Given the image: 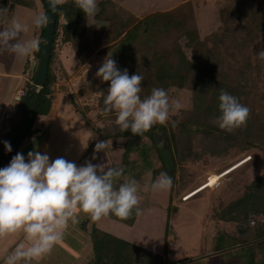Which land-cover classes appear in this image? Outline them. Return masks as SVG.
<instances>
[{
	"label": "rangeland",
	"instance_id": "374dc122",
	"mask_svg": "<svg viewBox=\"0 0 264 264\" xmlns=\"http://www.w3.org/2000/svg\"><path fill=\"white\" fill-rule=\"evenodd\" d=\"M239 1L123 0L119 4L132 14L136 21L150 14L171 11L184 4L190 5L201 40L211 33L224 35L225 38L222 44L217 47V51L222 61L223 70L228 76L236 78L238 69L249 58L252 66V69L249 70V77L252 83L246 88L249 94L243 104L250 110L253 108L255 115L264 117V59L257 56L260 50H264V10H259L257 3L254 6H250V4L240 6L229 25L223 24L220 20L221 10L225 6L235 5ZM22 7L20 5L12 6L4 14L5 16L0 22V29L9 26L13 19L20 21L27 10ZM255 11H257L256 14ZM28 21H32V19L29 18ZM88 23L91 33L93 25L97 24L94 16L89 17ZM180 44L183 46V42ZM62 45L65 44H62L61 38H57L52 67L59 80L63 78L57 56L58 51L64 50ZM70 48L68 49L71 50ZM183 50L189 58L192 57L190 49L183 47ZM95 56L100 58L89 62L87 70H93L107 57L106 55ZM75 76L74 78L77 79H74L73 85H70L73 92L70 94L71 100L78 110L82 109L84 114L87 112L85 115L82 114L84 117H92L94 122L88 118L89 121L95 125L94 129L98 130L96 131L98 135H103L109 125L116 126L114 122L116 117L114 115L102 117L98 106L100 94L94 90L96 84L93 72L92 75L87 72L84 74L79 72ZM79 91L82 92L81 96ZM167 91L170 98L181 101L183 110L193 108V95L190 90L170 87ZM78 99H82L80 103L85 104H76L75 101ZM91 109L95 110L96 114L90 113ZM167 123L162 125L165 127L164 130L155 129L153 132L155 140L160 142L162 148L170 149L172 143L168 139L170 132L166 129ZM116 127L113 132L120 131ZM261 135H264V132ZM97 138V141H100V137ZM108 141L111 142L108 148L104 152H99L100 163H107L109 167L122 168L125 176L135 178L140 182L139 206L143 209V215L138 216L132 227L104 218L99 222V229L143 249L163 255L167 264H264V240L254 246L246 245L240 243L241 241L235 235L237 226L243 221L245 222L246 216H254L258 211L247 210V203L244 200L240 201L242 195L248 193L246 191L248 185L254 180H258L260 187L258 194H255L258 196V199L254 201L257 204L253 206L258 208L259 204L260 209H264V181L261 177L264 170L258 166V160L264 158V149L260 153L256 149V146L262 148L260 144L254 142L255 148L244 153L246 154L245 159L241 162L249 160L246 163L248 166L243 168L245 165L242 164L245 162L242 163V166L240 165L242 168L239 166L238 170L224 176L215 187L206 188L191 199L184 200L183 197L202 187L212 173L220 174L222 167L224 169L222 172H226L238 164L237 161L240 160L239 157L242 153L237 154L231 150L225 156L226 159L222 156L223 160H221L214 155L211 156L213 145H210V149L203 158L186 160L188 153L193 155L196 151L200 153L204 149V145L200 146L193 138L190 147H184L181 151V155L185 159H179L178 154L175 156L176 165L172 187L167 191L154 193L151 191L153 181L149 173L151 169L158 168L160 163L152 142L144 136L133 137L124 142L119 138L108 139ZM232 159L235 162L228 164ZM224 166L226 167L224 168ZM122 182V179L117 181V186ZM237 201H239L238 206H235L234 209L229 208V203H237ZM263 216L264 211H258V217L262 218ZM262 235L263 233L258 232V238L252 242L263 239L264 235L261 237Z\"/></svg>",
	"mask_w": 264,
	"mask_h": 264
},
{
	"label": "trees",
	"instance_id": "16d2710c",
	"mask_svg": "<svg viewBox=\"0 0 264 264\" xmlns=\"http://www.w3.org/2000/svg\"><path fill=\"white\" fill-rule=\"evenodd\" d=\"M34 1L0 0V22L12 6L32 7ZM38 1L44 9V14L49 18L46 5L41 0ZM122 1H97L98 11L94 16L97 24L93 25L91 33L89 32V17H85V14L76 6L74 0H64L62 5L55 7L57 20L45 84L41 88L31 89L28 103V129L20 145L25 138L34 133L32 125L35 118L40 115H47L51 110L54 85L59 79L52 67L54 46L57 38H61L62 44L71 45L80 63L88 61L93 55L108 56L110 54L121 71L127 69L130 76L137 73L142 75L144 77L142 98L150 95L152 88L167 90L170 87H176L192 92L193 108L191 110H179L173 117H170L166 126V129H168L170 125L173 131V137L171 138L170 135L168 137L172 143V148L169 147L172 160L170 170L165 168L153 137L155 129H165L160 124L154 125L143 135H133L131 131L122 132L119 127H116L117 125L115 127L120 131L113 132L115 127L109 125L103 135H97L101 140L119 138L123 142L137 136H144L149 139L157 152L160 163L158 168L156 167L150 171L152 181L161 172H166L173 178L176 165L175 156L178 154L179 159H185L181 155V151L184 147H190L193 138L197 140V144H200V146L204 145V149L200 153L196 151L193 155L188 153L186 160L203 158L210 149V145H213L211 156L214 155L218 159H221L222 156L226 159L225 156L231 150L237 154L241 152L240 160L237 159L239 160L238 163L245 159V152L255 148L254 142L262 146V148L256 146L260 153L264 149V135H261L264 132V117H259L258 114L255 115L253 108H251L247 123L233 129L231 132L221 130L215 119L220 115L218 97L221 89L237 97L241 104L247 100H244L249 94L246 88L252 83L249 77V70L252 69L249 58L238 69L236 78H232L224 72L217 51V47L222 44L225 38L224 35L211 33L201 40L190 5L184 4L171 11L150 14L136 21L132 14L120 6L119 3ZM255 3L259 4V10H264V0H240L235 5L225 6L220 12L221 22L229 25L240 6L249 4L254 6ZM254 13L256 14L257 11ZM45 29L46 26L39 28L38 32L39 49L34 52L37 62L39 61ZM259 29H261L260 26ZM180 42H183V46ZM183 47L190 49L191 58L186 55ZM102 64L93 69V79L96 84L94 90L100 94L98 106L103 117L115 116L114 112L108 115L103 112L104 94H107L110 82H103L96 77V72ZM29 86L30 84L27 85L26 90ZM21 100H23V97ZM72 104L77 111L78 108L73 101ZM253 114L254 116H251ZM20 122L21 117L12 127H9L8 123L3 124L0 132V155L5 149L4 142H9L18 129ZM229 161L228 164L235 162L233 159ZM247 162L242 164L245 165L243 168L248 166ZM258 166L264 170V158L258 160ZM222 171H224L223 167L220 173ZM261 175L264 181V171ZM259 187L258 180H254L248 185V190H246L248 193L240 198V201L244 200L247 203V210L264 211V209H260L259 204L258 208L253 206L257 204L254 201L258 199L256 195ZM238 203L239 201L229 203L228 206L234 209L235 206H238ZM258 203H260V200H258ZM258 211L254 216H246L245 222L243 221L237 226L235 235L241 241L240 243H250L252 240L257 239L258 232L264 235V216L259 218ZM137 218L138 216L133 212L127 219L114 215H110L105 219L126 226H133ZM91 236L96 246V260L93 264H167L163 255L143 249L96 227L91 230ZM257 243L259 241L251 243V245L254 246Z\"/></svg>",
	"mask_w": 264,
	"mask_h": 264
},
{
	"label": "clouds",
	"instance_id": "9594fccd",
	"mask_svg": "<svg viewBox=\"0 0 264 264\" xmlns=\"http://www.w3.org/2000/svg\"><path fill=\"white\" fill-rule=\"evenodd\" d=\"M74 2L85 17H93L98 11L97 0ZM63 3L64 0H50L53 7ZM33 22L36 28H42L49 20L41 12ZM27 31L25 24L13 19L8 27L0 30V50H7L18 59L38 51V40L21 38ZM257 56L264 59V50ZM96 77L110 82L104 94L103 112L115 113L114 122L122 132L143 135L154 125L167 123L183 107L164 88H152L151 94L142 98L144 77L139 73L130 76L127 69L121 71L110 54ZM218 99L220 115L215 119L221 130L231 132L247 123L251 110L237 97L221 89ZM110 143L98 141L95 152H104ZM4 146L8 152L12 151L8 141ZM121 179L123 182L117 186L116 182ZM172 185V177L161 172L152 182L151 191H167ZM140 189L137 179L125 176L122 168L109 167L107 163L86 161L78 167L63 157L50 161L47 153L38 150L30 151L27 161L22 153H17L7 167L0 168V238L14 234H22L23 238L5 256L3 264L38 261L63 239L70 223L79 222L81 212L93 221L110 215L127 219L133 212L136 216L143 215L139 206Z\"/></svg>",
	"mask_w": 264,
	"mask_h": 264
},
{
	"label": "crops",
	"instance_id": "0c3cea01",
	"mask_svg": "<svg viewBox=\"0 0 264 264\" xmlns=\"http://www.w3.org/2000/svg\"><path fill=\"white\" fill-rule=\"evenodd\" d=\"M22 8L27 10L23 15L24 19L22 16L20 22L28 27V31L22 33L21 38L23 40H38L39 28L35 27L33 21L37 14L44 13V9L38 0H35L32 7L23 6ZM29 18L32 21H28ZM62 46L64 50L58 51L57 60L63 79H58L54 85L51 110L47 115L35 118L32 125L34 133L24 139L13 157L17 153H22L27 161L28 153L38 150L42 154L47 153L50 161L63 157L74 162L78 167L83 166L86 161L99 164L100 154L95 152L98 142L96 131L98 130L94 129L95 125L91 123L94 122L92 117H84L82 109L76 111L70 96L73 93L70 85H73V80L77 79L74 77L79 72L83 74L87 72L92 75L93 70H91L92 72L87 70V64L100 57L93 55L89 61L80 63L70 45ZM37 65L34 53L18 59L7 50H0V132L4 123H8V126L12 127L19 121L22 100L16 101L14 97L17 93L26 91L27 85L33 80ZM81 100L78 99L75 103L85 104L80 103ZM90 113L96 114V111L91 109ZM95 121H97L96 118ZM94 155L96 156L95 160L92 159ZM12 158L5 167L10 164ZM99 222L91 220L88 215L81 212L79 222L70 223L65 229L63 239L53 247L50 253L38 261H34L33 264H93L96 260V246L91 236V230L93 227L99 229ZM22 238V234L0 238V264H3L5 256L15 248Z\"/></svg>",
	"mask_w": 264,
	"mask_h": 264
},
{
	"label": "water",
	"instance_id": "95a60500",
	"mask_svg": "<svg viewBox=\"0 0 264 264\" xmlns=\"http://www.w3.org/2000/svg\"><path fill=\"white\" fill-rule=\"evenodd\" d=\"M41 1L46 5L47 12L49 14V18H48L49 23L46 25L45 36L43 39L36 72L34 74L32 82L30 83L29 88L25 91L24 96H23L20 125L18 129L16 130V132L11 137V139L9 140L12 151L8 152L6 149H4V151L1 153L0 168H4L5 165L9 162V160L13 157L22 139L25 137L27 133L28 122H29L28 103H29V98L31 94V89L43 87V85L45 84L46 76H47L48 63H49V58L51 54V46H52V42L54 39V30H55V24L57 20V13H56L55 7H53L50 4V0H41ZM79 94L82 95V92L79 91ZM168 129L170 132V137L172 138L173 134H172V129L170 125ZM154 140H155V137H154ZM155 143H156L159 155L163 161L165 168L167 170H170L172 166L170 150L167 148H162V146L160 145V142H158L157 140H155ZM261 240H264V238L259 239L258 241H261ZM255 242L257 241H253L247 244H251Z\"/></svg>",
	"mask_w": 264,
	"mask_h": 264
},
{
	"label": "bare ground",
	"instance_id": "6f19581e",
	"mask_svg": "<svg viewBox=\"0 0 264 264\" xmlns=\"http://www.w3.org/2000/svg\"><path fill=\"white\" fill-rule=\"evenodd\" d=\"M245 162V161H244ZM244 162H240L238 164H236L234 167H232L231 169L226 170V172H222L220 174H214L212 173L208 180L203 184L202 187H200L197 191H194L193 193L189 194L186 198H184V200H188L191 199L192 197H194L195 195L199 194L202 190L206 189V188H213L216 185L219 184L220 180L223 179L224 176H226L227 174L231 173L232 171L236 170L237 168H239V166L244 163ZM194 194V195H192Z\"/></svg>",
	"mask_w": 264,
	"mask_h": 264
},
{
	"label": "built area",
	"instance_id": "2783aa9c",
	"mask_svg": "<svg viewBox=\"0 0 264 264\" xmlns=\"http://www.w3.org/2000/svg\"><path fill=\"white\" fill-rule=\"evenodd\" d=\"M23 95H24V92H19V93H17V94L15 95L14 99H15L16 101H20L21 98L23 97ZM186 197H187V196H185V197H183V198H186Z\"/></svg>",
	"mask_w": 264,
	"mask_h": 264
},
{
	"label": "flooded vegetation",
	"instance_id": "af4514ba",
	"mask_svg": "<svg viewBox=\"0 0 264 264\" xmlns=\"http://www.w3.org/2000/svg\"><path fill=\"white\" fill-rule=\"evenodd\" d=\"M257 242H258V240H257ZM256 243V242H255ZM244 244H247V243H244ZM247 245H249V244H247Z\"/></svg>",
	"mask_w": 264,
	"mask_h": 264
}]
</instances>
